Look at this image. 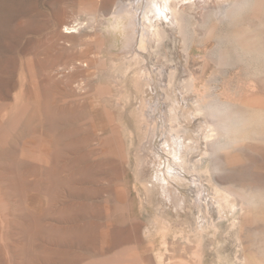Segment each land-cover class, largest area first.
<instances>
[{"label": "rangeland", "instance_id": "rangeland-1", "mask_svg": "<svg viewBox=\"0 0 264 264\" xmlns=\"http://www.w3.org/2000/svg\"><path fill=\"white\" fill-rule=\"evenodd\" d=\"M117 1L0 0V71L2 72L0 102L5 101L9 105L7 107L15 103L16 90H19L18 85L15 84L19 75L26 71L27 63L32 57L36 59L40 90L46 95L54 94L57 102L55 106H50L52 107L50 113L43 109L42 116L37 115L32 119V124H30L32 111H29L28 120L19 131H24V127H27L26 132L38 131L48 142L46 145L50 150L49 156H52L53 152H59V154L55 153L57 155L54 154L55 158L58 157V160L54 159L57 163L53 161L52 164L55 166L52 172L55 173L54 170L59 172V176L57 174L54 176L49 166V170L42 166L44 162L41 159L34 161L38 166L31 161L23 160L20 156L21 144L17 145V149L15 146V148L10 146L6 150L4 160L9 176L3 177L0 185L9 202L8 212L6 211L9 220L3 223L0 212V224H8L9 221V225L6 229L5 226H0V264H169V255L174 248L181 253L184 251L183 248L190 246L187 229L189 225L195 224L196 212L205 209L204 207L198 209L194 205L202 189L207 188L204 194L213 193L215 186L221 185L235 193L264 195V160L251 151H241L231 145L213 151L207 144L204 145V139L197 142L194 137L195 140L188 141V146L193 148L189 146L186 152L184 149L179 152L181 158L184 156L186 159V161L178 159L179 162L182 166H188L179 167L168 152V147L165 146V135L157 133L151 138L153 143L146 145L147 137L149 138L148 121L141 115L142 109L139 111L143 106L140 94L142 87L137 89L139 96L136 99L135 90L129 83L131 82L129 78L133 77L132 73H128L131 77L127 75L125 80L119 81L122 83L115 79L129 49L125 47L127 34L125 27L129 23L128 19L119 18L122 25L121 34L116 35L109 31L111 22H115L118 15L112 12ZM188 1L186 3L191 6V10L200 9L205 4V0H196V3L194 0ZM210 1L208 3L212 4L215 0ZM208 3L205 5H209ZM60 19L72 24L80 21L83 25L80 31H76L66 39H56L54 34L60 29L57 24ZM167 24L169 27L172 23L167 20ZM225 26L227 27L228 24ZM226 27H224L226 30L230 28V26ZM192 29L191 27L189 44L192 42L191 48L194 53L204 50L203 44L206 42H209L211 47L215 44V38L207 40L203 28L198 29L197 32ZM174 31V29L169 30L171 33ZM166 42L162 48L161 46L155 48V53L153 51L149 54L150 50L148 51L150 62L159 65H162V62L167 63L165 55L169 54L171 58L175 49L176 62L182 69L183 63L178 49L183 48L184 45H176L169 39ZM156 49L159 52H156ZM82 62L85 64L83 65ZM96 63L105 66L100 78L96 76L98 72ZM191 65L192 68L199 67L194 62ZM65 67L68 68L66 74L61 73ZM213 69V65H207V72ZM81 85L85 87L82 90L79 89ZM99 88H104L106 92L103 105L107 116L102 117L95 113L99 106L97 100V96L100 97ZM219 90L222 89L211 88L212 93H217ZM189 94L191 97L198 96L197 93L193 95L192 92H188ZM191 97L188 96V99ZM45 104L43 103V107H46ZM6 111L7 108L0 109V123ZM95 122H102L108 129L109 135L104 148H108L109 153H105V156H101L103 142L93 128ZM193 127V124L189 127L190 135H196L199 131L197 125ZM113 149L119 152L113 153ZM232 156L235 157L233 160ZM54 157L52 156L51 159ZM193 160L198 164H195L196 162L192 164ZM232 161H235L234 164ZM190 164H192L191 168ZM227 168L229 172L224 170ZM185 169L189 171L186 173ZM193 169L199 170L196 173ZM224 175L228 179L223 178ZM193 179H197V182ZM48 183L52 184L49 188ZM46 188L49 189L48 192ZM177 191L179 194L176 193ZM180 192L181 194L183 192V195ZM179 196L185 198L186 205L179 204ZM170 204L174 207L171 208ZM160 206L163 208L161 209ZM262 206L264 202L257 204L255 209ZM215 216L219 219L218 210H215ZM234 216L235 213H229L228 217L219 219L222 232L231 227L232 231L237 229L235 232L241 234L238 224L232 228ZM39 218H42L41 221ZM261 218L257 215L252 216L250 223L243 226L242 237L247 244L259 240L256 231L262 232L260 229L263 227H259L263 225ZM200 231L197 230L198 237L195 236L194 242L191 241L194 246H198L200 242ZM235 237L236 234L233 239H229L226 235L225 240H221L223 241L221 244L232 242V247L236 250ZM203 241L206 242L207 239Z\"/></svg>", "mask_w": 264, "mask_h": 264}, {"label": "bare ground", "instance_id": "bare-ground-1", "mask_svg": "<svg viewBox=\"0 0 264 264\" xmlns=\"http://www.w3.org/2000/svg\"><path fill=\"white\" fill-rule=\"evenodd\" d=\"M186 1L188 0H119L116 2L114 6L115 9L112 11L114 14H118L119 16L117 15L115 22H111L112 26L110 25V30L108 29L110 33H114L116 35L121 34L122 25L120 22L121 19L119 18L125 17L129 20V23L125 27L127 34L126 37L124 36L126 40L125 47L129 48L126 51L128 55L124 56V60L121 62V67L119 66L120 69L118 72L116 71L117 74L115 79L118 82L120 80H125L126 77H128L127 75H129L128 73H132L133 77L129 75L131 77L129 78L131 80L129 83L135 90L134 96L136 99L139 96L137 95V89L140 88V86L142 87L140 94L143 99V102L141 101L143 103L141 105L143 106L140 107L139 111L142 109L143 113L141 115L148 121L147 136H149V138L147 137L146 145L151 144V138L154 135L156 136L157 133L165 135V146L168 147V152L173 156L174 162L179 167H181L182 164L178 159L186 161L184 156H182L184 159L181 158L180 153L183 149L185 151L190 147L193 148V146H188V141H193L195 138L197 139V142L204 139V145L207 144L208 148L213 151L220 150L228 145H231L237 149L239 148L241 151H251L253 154H257L256 156L260 158L262 157V160H264V0H215L214 2L212 1V4L208 3V1L211 2L210 0H205V4L208 3L209 5L204 4V6L201 7L202 9L200 8L197 10H193V7L191 10V6H189ZM195 1L196 0H194V2ZM198 3L200 2H197V4ZM167 20H170L172 23L169 24V27ZM97 23L99 24L100 22ZM108 23H110V20ZM57 24L60 29L55 31L54 36L56 39H66L69 35L76 33V31L78 32V30L80 31V28H82L81 25H83L80 21L72 24L67 22L65 19L58 20ZM227 24L230 28L227 26L229 29L226 30L224 27H226L225 25ZM171 25L175 27L173 28ZM191 27L194 32L203 28L207 40L215 38V44L211 47V44L206 42L203 44L204 50L194 53L191 48L192 42L189 44ZM63 28L65 29L63 30ZM171 29H174L175 31L172 33L169 32ZM167 39H169V41L172 40V42L176 45H184L183 48L178 49V54L182 61L181 63H183L181 64L183 65L182 69H180L178 63L176 62L175 49H173L174 53L171 55V58L169 57V54L165 55L167 63L162 62V65H159V63L153 64L150 62L148 55L153 51V53H155V48L160 46L162 48L164 44L167 43ZM149 50L150 53L148 54ZM156 52H159V50ZM162 56H164V54ZM165 56L163 58H165ZM35 60L36 59L32 57V59H30L27 63L26 71L20 73L19 75L17 84H15V86L18 85L19 88L18 91L16 90L15 103L10 107H7L9 105L5 103V101L0 102V109L7 108V111L3 114V118L0 123V180L4 179L3 177L7 178L9 176L6 172L7 166H5L4 155L10 146L13 148L16 147L17 149V145L21 144L20 156L23 160L31 161L34 165L37 164L38 166V163L34 161L41 159L42 162H44V165L42 166L47 168L49 166L51 168V172L53 171V167H55L52 165L53 161L58 158L54 157V154L57 152L56 151L53 152L54 154L52 156L54 158L51 159L52 156H49L50 150L47 147L48 145H46L48 142L38 131L29 130L26 132L27 127H24V131H19L26 124L28 120L27 118L29 117V111H32L30 119V124H32V119H35L37 115L40 117L42 116L43 109L47 113H50L53 105L55 106L57 102L54 94L48 95V93L46 95L41 92L37 79L38 64ZM193 62L196 65H199V67L195 66L197 69L194 67L192 68L191 64ZM82 64L84 65L85 63L82 62ZM167 64H169L168 67ZM208 64L214 66V69L210 72H207ZM86 65L88 66L89 63ZM96 68L98 70L96 76L100 78L101 71L105 68V66L100 65V63L99 65L96 63ZM63 69L64 71L61 73L66 74L68 68L65 67ZM137 74L139 75L137 76ZM1 75L2 72L0 76ZM108 75L109 74H107V76ZM81 84H83V82ZM79 87L81 90L85 88L82 85ZM214 87L222 90H219L217 93H212L211 88ZM204 90H206V93H204ZM188 92H192V94L197 93L198 96L193 94L195 96L191 97L190 94L188 95ZM104 93H106L104 88L98 89V95L100 97L97 96V100L99 102V106L97 107L95 113L98 114L99 117H102L103 115L107 116L105 106L103 105V101L105 99ZM162 94L164 95L162 96ZM188 96L191 98L188 99ZM43 103H46V107H43ZM118 104L121 103L118 102ZM51 105L52 107H50ZM71 111L73 110L71 109ZM92 118L94 120L93 116ZM192 124L194 126L193 128H195V125L198 127L199 131L196 135H190L189 133V127L192 126ZM93 128L100 135L101 142H103V144H101L103 155L101 156H105V153H109V149L104 148L106 145V139L109 135L108 129H106V126H104L102 122H95L93 124ZM200 148L201 147H199V149ZM55 149L58 150L57 148ZM116 151L118 150L113 149V153H116ZM57 153L59 154V152ZM209 155L211 154L209 153ZM234 158L235 157L232 156L231 159L233 160ZM188 161L190 162L191 158ZM193 161L192 164L196 162L195 160ZM13 162H15V160ZM233 162L235 161H232V163ZM55 163L57 162L55 161ZM142 163L141 166L143 167ZM16 164H18V162ZM192 164H190V168ZM195 164L198 163L196 162ZM15 169L17 170V168ZM199 169L193 170L197 173ZM47 170H49V168ZM224 170L228 171V168ZM11 171L12 170H10V172ZM186 171L187 170L185 169V172ZM54 172L55 173L52 172L54 176L59 173L55 170ZM172 172L173 170L171 173ZM227 174L229 177V173ZM182 176L184 177V175ZM225 177L226 176L224 175L223 178ZM48 179L50 180L51 177ZM154 179L157 178L154 177ZM201 179L203 180V178ZM226 179L228 178L226 177ZM16 180L18 179L16 178ZM46 180L47 179H45V181ZM165 180L169 183L167 178H165ZM193 180L197 182V179ZM163 182L164 181H162V183ZM51 183L53 184V182ZM20 184L22 186V182H20ZM56 184L54 185L56 186ZM47 185L48 188L51 186L50 183ZM199 187L201 188V185ZM258 187L259 184L257 189ZM205 189L207 188L205 187L202 191L199 190L200 195L197 201L195 200L194 202V205H196L198 209L203 207L205 209L196 212L194 218L195 224L189 225L187 229L189 231L188 240L190 241V246L183 248L184 251L181 253L174 248L169 255V264H264V206L259 209H255L257 204L264 202V195L254 193H235L230 188L221 187V185H216L215 191H212L213 193L206 192L204 194ZM44 191L45 190H43V192ZM46 191L48 192L49 189L47 190L46 188ZM162 191H160V193H162ZM64 193L65 192H63V195ZM176 193H178V191ZM184 194L187 195V193ZM181 195H183V192ZM185 197L187 198V196ZM188 200L190 201V199ZM175 201L172 202L175 203ZM8 203L7 196L3 192L0 185V212L1 217L3 218V223L9 220L7 215ZM179 204L186 205L184 197L180 198L179 196ZM172 206L173 205L170 207L172 208ZM163 207H161V209ZM25 210H27V208ZM215 210H218L220 220L225 216L228 217L229 213H235L232 228L238 224L241 234H238L239 232H235L237 229L232 231V229H230L231 227L228 228L227 231L222 232V228L220 229L219 224L220 220L215 216ZM236 214L238 216H236ZM255 215L262 217L261 220L263 221V225L259 226L263 227L260 229L262 232L257 230L256 233L259 234V240H253L250 244H247L242 237L243 226L246 223H250V218ZM44 217H46V215ZM42 218H39L40 221ZM237 219H239V221H236ZM3 223H1L0 226H5L6 229V226L9 225V221L8 224ZM198 229L201 230L199 234L201 239L198 246H194L191 241H193L195 236L198 237ZM233 234H236V250L233 249L232 242L225 241L226 243L221 244L223 242H221V240H225L226 235L229 239H233ZM203 239H207V241L204 242Z\"/></svg>", "mask_w": 264, "mask_h": 264}]
</instances>
